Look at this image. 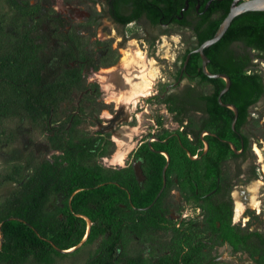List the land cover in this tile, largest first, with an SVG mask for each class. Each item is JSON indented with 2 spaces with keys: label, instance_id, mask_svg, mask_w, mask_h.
I'll return each instance as SVG.
<instances>
[{
  "label": "rangeland",
  "instance_id": "obj_1",
  "mask_svg": "<svg viewBox=\"0 0 264 264\" xmlns=\"http://www.w3.org/2000/svg\"><path fill=\"white\" fill-rule=\"evenodd\" d=\"M23 1L46 9L50 16L48 21H58L47 25L52 32L60 27L61 20L57 15L67 21L66 30L73 31L69 24H80L82 48L93 54V65L96 67L82 62L86 65L83 69L84 87L75 89L71 98L64 100L53 114H43L39 118L26 113L0 117V205L33 177L38 168L61 161L66 171L73 174H78V170L82 172L81 169L96 170L103 179L126 185H133L137 181L141 185L149 164L139 153L140 146L146 145L148 140L175 133H179L186 143L191 142L188 131L182 127L183 123L178 125L165 103H156L150 99L152 97H138L133 104H126L120 99L113 100L108 91H100L101 87L105 88L98 76L105 79L110 77L106 72L111 68L106 56L110 48L114 51L110 59L118 63L122 62L125 50L131 52L135 46L144 49L143 46L149 45L140 25L125 28L114 26L109 20L101 18L96 6L98 0ZM0 22L6 27L0 35L2 37L15 28L21 29L30 20L16 11L9 0H0ZM161 30L162 38H152L156 53L151 54L149 60L151 63L156 60L159 66L164 65L168 70L178 65L186 48L197 47L196 38L185 30ZM63 44V38L53 40V46L61 47ZM234 48L243 50L240 44H235ZM159 49L164 50L161 56L157 55ZM251 53L255 55L253 51ZM253 62L258 63L256 70L264 73V61L253 59ZM140 98L141 102L138 103ZM131 105L134 109L138 107L135 111L139 113L138 117L135 112L129 113ZM129 126L136 129L135 135L130 134L135 138L136 147L131 151L126 148L120 150L118 132ZM249 126L254 138L252 141L264 142V113L262 116L255 114ZM173 142L170 140L164 145V155H169L171 162L167 168L166 188L154 208L158 219H149V226L140 233L132 230V225L123 231L124 249L117 264H260L252 251L234 248L215 233L209 225L210 212L202 211L192 199L186 197L181 185L185 177L183 161L176 142ZM71 159L75 161V166L71 165ZM69 202L65 195L55 192L50 196L46 212L61 216ZM117 204L125 207L122 202ZM251 211L248 209L244 215L246 218L248 214L252 216L249 224L263 228L262 219ZM81 215L85 220V229L77 244L53 251L42 260L32 255L22 264H86L98 254L107 238L95 235L86 237L93 220L88 212ZM123 217L126 225L138 220L137 215L133 218L129 208H126ZM0 264H13L7 253L2 251L1 243Z\"/></svg>",
  "mask_w": 264,
  "mask_h": 264
},
{
  "label": "trees",
  "instance_id": "obj_2",
  "mask_svg": "<svg viewBox=\"0 0 264 264\" xmlns=\"http://www.w3.org/2000/svg\"><path fill=\"white\" fill-rule=\"evenodd\" d=\"M168 1L162 0L167 14L171 12L168 5L174 9ZM9 3L30 22L21 29L15 28L11 33L0 36V117L26 113L39 118L43 114H53L64 100L71 98L75 89L84 87L83 69L86 65L82 62L95 68L93 54L82 48L80 24H69L73 31L66 30L67 21L57 15L61 20L60 27L57 26L58 30L52 32L47 25L58 21H48L50 16L46 9L23 0H9ZM229 6L226 4L225 12L218 19L206 25L203 21L195 25L197 46L214 35L227 15ZM157 15H153L155 21L158 20ZM4 28L5 25L0 22V35ZM55 38H63V46H53ZM234 43H240L243 50L232 47ZM252 51L255 55H252ZM113 53L110 48L106 55L109 65L114 62L110 59ZM205 53L209 59V71L225 73L231 78V86L222 97L232 100L239 108L242 103L247 105L258 97H264V73L257 71L258 63L253 62V59L264 61V10L237 15L224 36L205 48ZM201 65L200 54L192 53L186 72L192 77L199 76L201 82L215 83V93L204 97H218L225 80L208 77L198 70ZM214 104L213 108L215 106L216 109L218 106ZM233 118L234 114L231 113L228 123ZM146 151L150 153L145 155L148 163H155L149 167L150 181L142 185L137 181L133 185H126L106 180L96 170L81 169L82 172L78 170V174H73L66 171L63 161L47 163L38 168L33 177L0 205V243L10 263L22 264L32 255L42 260L53 251L77 244L85 229L81 214L88 212L93 220L88 238L106 236L107 240L98 254L86 264H117L120 252L124 249L123 231L132 225V230L140 233L149 226V219H158L154 208L161 197L158 193L163 185L162 169L166 158L153 153L149 147ZM182 157L185 165L191 169L193 161L184 151ZM70 163L75 166L73 159ZM194 177L195 174L192 177L189 174L185 176L183 187ZM209 190L206 188L204 192ZM55 192L70 199L61 216L46 212L50 196ZM118 202L124 203L125 207L119 206ZM208 207L211 218L209 225L213 231L223 240L229 239L235 248L246 247L254 254H260L261 264H264L263 243L259 244L253 238L259 237V233H242L231 227V212L226 211V206ZM126 208L133 213L134 219L138 216V220L132 224H125L123 214ZM217 220H223L220 227L216 225Z\"/></svg>",
  "mask_w": 264,
  "mask_h": 264
},
{
  "label": "flooded vegetation",
  "instance_id": "obj_3",
  "mask_svg": "<svg viewBox=\"0 0 264 264\" xmlns=\"http://www.w3.org/2000/svg\"><path fill=\"white\" fill-rule=\"evenodd\" d=\"M233 1L169 0L168 2L170 5L173 4L174 9H171L168 5V9L171 11L168 14L164 11L162 0H98L96 6L102 15L101 18L109 20L116 27L125 28L129 25H140L144 30L143 36L149 43V45L143 46L144 49L140 46H135L136 48L138 47V50L143 55H137L134 52L136 54L134 55L136 65L130 67L126 73L120 61L109 65V68H111L106 70L107 74H110V77L116 75L120 79L130 76L138 81L142 80L141 83L149 81V93L138 97H152L150 99H153L156 103H165L166 106H169V110L173 112L172 118L177 121L178 125L182 123L186 125L182 124V127L188 131L191 139L190 143H186L179 133H175L169 137H159L152 139V141L148 140L146 145L140 146L138 149L139 153L148 162L145 155L150 154L146 151L147 147H149L153 153L162 154L166 158L165 165L168 163V168L171 160L169 155H164V145L168 144L170 140L176 142L181 157L184 151L193 161V166L189 169L185 165V159L182 157L184 175L188 176L189 174V177H192L195 174L194 179L192 178L190 183L185 187H183L185 177L182 178L181 185L185 190L186 197L192 199L202 211H209L208 206H226V211L231 212L230 226L236 230H241L242 233H259V237L254 236L253 238L259 244L263 243L264 246V180H261V178L264 179V157L261 159L255 149L257 145L264 153V144L262 145L264 142L263 140H260L258 143L252 141L254 138L249 126L255 114L258 116L263 115L264 97H258L255 102L247 105L242 103L241 108L226 97H221L220 99L219 94L218 97H204L206 95H213L216 91V86L213 82H201L198 78L199 76L192 77L189 72H186V65L191 54L195 53V48H186L178 65L171 66L168 70L165 69L164 65L159 66L156 60L153 63L149 60L150 55L156 53L155 45L151 43L153 41L152 38L155 36L162 38V28L178 32L185 30L189 32L191 37L196 38L195 25L200 21L205 22L204 25H206L208 22L218 19L225 12L226 4L231 6ZM155 14H158L157 21L153 19V15ZM235 44L240 43H234L232 47ZM136 48H133V51H136ZM163 53L164 50L159 49L157 55L161 56ZM188 55L189 58L187 60ZM176 58H179V56ZM157 66L159 70L156 69ZM198 70L203 71L202 65ZM100 71L105 72L104 70ZM100 91L106 92L107 90L101 87ZM125 92L127 94V90H123L122 87L115 88L113 97H122L124 96L122 93ZM129 94L130 92H128V96L126 95V97L130 98L128 103L133 104L137 100L135 99L136 94H132L133 98ZM104 95H107V93H104ZM141 98L138 99V103L141 102ZM214 103L219 108L214 109ZM230 105H235L238 110L234 126V118L231 123H228L231 113L235 117V110ZM172 107H174V110H172ZM137 108L136 106L134 109L133 105H131L129 113L135 112ZM168 108L166 107L167 112ZM136 116L138 117L139 113ZM126 128L132 129V132L130 131L131 134L134 133V126ZM131 136H129L130 141L127 140L125 150L131 151L136 147L135 138ZM154 163V161L153 164L148 163L149 167L153 166ZM165 165L162 169L163 185L164 176L165 183H167V168L164 172ZM150 174L151 172L148 169L143 184L150 181ZM207 174L208 177L204 178ZM253 182L260 183L256 195L257 203L255 205L250 203L251 191L249 190V185ZM165 188L166 184L162 192H164ZM193 188L196 189L193 191ZM206 188H210V190L204 192ZM236 194H239L244 205V211L237 217ZM207 199H210L211 202H207ZM228 206L230 207L229 210ZM248 209H252L251 213L262 219L263 228L249 224L252 216L249 214L248 218L244 216ZM246 220H248L247 223ZM240 221L244 222L240 224ZM222 223L223 220H217L216 225L220 227ZM225 241L234 247L229 239H225ZM243 248L251 251L249 248ZM255 256L259 258L261 264V255L256 254Z\"/></svg>",
  "mask_w": 264,
  "mask_h": 264
},
{
  "label": "bare ground",
  "instance_id": "obj_4",
  "mask_svg": "<svg viewBox=\"0 0 264 264\" xmlns=\"http://www.w3.org/2000/svg\"><path fill=\"white\" fill-rule=\"evenodd\" d=\"M135 53L137 55H143L142 52L140 50H138V47L135 51ZM134 54V51L125 50V54L124 57L122 58V65H123V70L126 73L127 70H129L130 67L135 66L136 65V60L134 59L136 55ZM142 57V56H141ZM99 80L102 82L103 87L109 92V97H112V99H120L125 103H128V100H130L129 97H126V95L128 96V92H130L129 96L133 98L132 94H136L135 99L138 98V96L140 95H147L150 91V82L149 81H144L143 83H141V81H138L137 79H134L130 76L125 77L123 79H120L118 76L116 75H112L111 77H107L106 79L99 75L98 76ZM104 78V80H103ZM118 87H122L123 90H127V94L126 92L124 93V96L120 97V98H116L113 97V93L115 88L118 89ZM133 94V95H134ZM129 98V99H128ZM131 98V99H132ZM119 101V100H118ZM136 129H134L135 131ZM132 129H128V128H123L120 132H118V140L120 141V150L123 148L125 149L127 147V140H128V135L130 136ZM256 152L258 153L259 157L262 159L264 157V153L262 151L261 148H259L257 145L255 147ZM120 159V158H118ZM260 183L259 182H253L252 184L249 185V190L251 191V198H250V203H252L253 205H255L256 202V195H257V191L259 189ZM244 211V205L240 199L239 194H236V213L237 216L241 215L242 212Z\"/></svg>",
  "mask_w": 264,
  "mask_h": 264
},
{
  "label": "water",
  "instance_id": "obj_5",
  "mask_svg": "<svg viewBox=\"0 0 264 264\" xmlns=\"http://www.w3.org/2000/svg\"><path fill=\"white\" fill-rule=\"evenodd\" d=\"M263 10H264V0H234L230 6V9H229L227 15L224 17V19L220 23V25L217 28L214 35L211 38L203 41L199 46H197L194 49V52H197L201 55L203 72L210 78H223L225 80V82H226L225 86L219 92V98L220 99H221L222 95L229 90V88L231 86V78H230V76H228L225 73H213V72L209 71L208 66H207L209 59L205 53V48H207V47L213 45L214 43L218 42L224 36V34L229 29L232 21L234 20V18L237 15H239L243 12H248V11H263ZM188 58H189V55L187 56V60H188ZM187 60H186V62H187ZM230 106L235 110V117L233 119V126H234V124L236 122L238 110H237V107L235 105H230ZM167 165H168V163L164 167V172L166 171ZM165 184L166 183H165V176H164V185H163L161 191L158 193V196L163 191ZM88 234H89V231L87 232L86 237L88 236Z\"/></svg>",
  "mask_w": 264,
  "mask_h": 264
}]
</instances>
